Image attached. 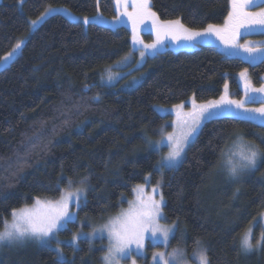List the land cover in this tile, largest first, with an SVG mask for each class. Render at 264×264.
<instances>
[{"label":"trees","instance_id":"16d2710c","mask_svg":"<svg viewBox=\"0 0 264 264\" xmlns=\"http://www.w3.org/2000/svg\"><path fill=\"white\" fill-rule=\"evenodd\" d=\"M150 5L162 21L179 18L201 30L224 22L230 0H150ZM51 6L82 16L116 15L114 0L0 1V58L24 38L19 54L0 68V229L14 210L37 198L55 199L68 179L74 186L84 177L88 189L77 221L88 229L87 223L125 207L134 186L150 174L152 182L162 180L163 221L176 223L171 248L189 254L200 240L209 264H264V246L248 252L241 248L242 235L264 210V124L210 118L180 164L161 171L156 169L160 153L148 147L163 125L171 128L172 115L158 113L155 106L191 97L217 99L225 84L239 96L241 78L263 82L264 58L251 63L205 43L167 48L122 81L105 84L101 78L107 68L131 50L129 29L85 25L54 13L31 30L30 20ZM139 75L136 84L125 86ZM239 136L262 155L256 169L231 186L218 166ZM78 230V222L70 221L57 236L70 238ZM262 232L259 224L254 227L253 243ZM104 243L103 238H81L76 247L62 244L64 264H100ZM21 255L17 260L0 256V264L59 262L57 252L46 246Z\"/></svg>","mask_w":264,"mask_h":264},{"label":"snow or ice","instance_id":"6c2138e0","mask_svg":"<svg viewBox=\"0 0 264 264\" xmlns=\"http://www.w3.org/2000/svg\"><path fill=\"white\" fill-rule=\"evenodd\" d=\"M121 2L127 3V0H117V4ZM255 3V0H230L231 10L228 12L225 18V24L223 26H217L208 24L206 28L196 30L184 25L179 18L175 20H160L156 12L152 10L150 0H132L131 12L125 10L129 21L133 25V40L137 41L136 26L139 23H143L144 20H151V28L155 30L157 39L144 47L147 49L156 50L157 46L161 43V34L164 36H172L173 39H184L188 41H195L197 37L216 35L226 45L240 48L249 53L250 58L255 59L253 53L264 52V49H255L248 47L247 45H234L232 40L237 34L238 30L242 27L251 28L256 25L264 26V7L260 8L258 12L249 11V7ZM49 10L46 9L45 13ZM45 13H42L43 17ZM39 19V18H38ZM95 19V18H93ZM37 20L31 21L32 25L37 24ZM83 22L88 24L91 22L90 18L84 17ZM228 33L231 38H226L224 35ZM23 41H18L5 57H2L4 62L11 59L17 51L23 46ZM144 53H141L143 56ZM245 73H241L243 77ZM113 76L109 71L108 80L112 81ZM246 89L250 87L245 84ZM227 90L228 85H224ZM254 92L264 93V85L260 88L251 89ZM193 110L186 115L190 117V121L185 119L181 121V131L179 134L168 133L167 142L170 147L168 154L162 158L161 166H174V164L180 158L184 151L185 145L189 138L192 137L201 125L204 119L211 118L215 115L213 109H217L222 104H235L237 108H243V103L240 101H226L222 96L220 101L209 102L207 104L197 105L193 98ZM183 104L175 105V109H181ZM178 112V116H179ZM246 119L260 121L264 124V106L259 108H245L241 113ZM242 139L241 137H237ZM164 143V139L155 142L158 146ZM262 154L257 151L252 145H245L241 151L230 152L227 154L225 165L231 175H238L245 169L254 168L257 159ZM87 184V177L82 178L79 181V186L74 191H67L62 193L59 200L53 202H47L45 205L47 211L43 213H37L33 209L27 207L14 210L12 213L13 221L9 224L7 221L4 223V230L0 231V243L2 242H15L21 241L25 238H35L42 242H47L48 238L52 237L56 230L63 224H66L72 219L73 214L69 211V203H74L77 207L82 200L86 201V194L83 185ZM73 181L68 179L69 189L72 188ZM136 193V199L130 201V207L128 210H122L121 213L111 218L108 223L102 225L99 229L94 228L92 233H77L72 237V242L75 243L81 236L95 235L97 232L104 233L107 231L108 239L110 241V247L108 249V255L104 257L105 261L111 264L112 259L117 256H126L131 252V245L135 244L137 249L143 247V240L145 233H151L152 237L162 240L165 244L169 240L170 234L174 232V226H163L159 223L161 219H166L163 216L161 205L163 203V197L159 200L155 198V195L145 196L144 188L142 185H137L133 189ZM153 193L157 192L156 188H153ZM42 202L37 199L36 205H40ZM252 228H248L241 239V248L243 251L248 252L253 250L254 247L264 246V232L261 233L260 238L254 245ZM196 247L193 249V256L198 261V264H209L207 257V249L203 246L200 240L195 241ZM167 256V258H166ZM159 258L158 264H169L170 261L173 264H187L184 258V254L179 249H174L171 253H155L154 260ZM178 258V259H177ZM58 264H64L63 257L59 258ZM135 264V262H133Z\"/></svg>","mask_w":264,"mask_h":264},{"label":"rangeland","instance_id":"374dc122","mask_svg":"<svg viewBox=\"0 0 264 264\" xmlns=\"http://www.w3.org/2000/svg\"><path fill=\"white\" fill-rule=\"evenodd\" d=\"M114 1H115L116 15L112 18H106L104 16H101L100 14H95L93 16H82V15H79V14H76V13L70 11L69 9H67L66 7H63V6H51V7L47 8L49 10L47 13H45L46 9L42 12V13H45V15L43 17L40 15L39 17L30 20V28H31V30H33L38 24H40L48 16H50L54 13H63L66 16H68L70 19L75 20V21H80L82 23H84L83 18L88 17V18H90L91 22L100 23V24L109 26L111 28H115L119 25L126 26L130 31L131 50L125 56H123L120 60L114 62V64H112L111 66H109V68H107V70L104 72L103 77L101 78V81H103V83H105V84H113V83H116L118 80L122 81L123 77H125L129 73H132L136 69L138 70V68H140L143 65V63L145 62V60L148 57L153 56L154 54L161 52L167 48L176 51V50H179L182 48H193L197 44L205 43V44L214 45L222 53H224L227 56L240 57V58H243L246 61L251 62V63H256V62H258L264 58V52H257V53L252 54L253 56H255V59H252V58H250L249 53H247L243 47L235 48V47L226 45L223 42V40H221L216 35L197 37L195 41H188V40H184V39H173L172 36H170V35L164 36L163 34H161V43L157 46V49L156 50L147 49L144 46L147 44L153 43L157 39V35H156L155 30H153L151 28L152 21L151 20H144L143 23L137 24V26H136L137 41H134L133 40L132 22L129 21V19L126 15H124L125 10H127L128 12H131L133 10L132 0H127V3L121 2L120 4H117V0H114ZM262 7H264V0H255V3L252 6H250L248 10L253 11V12H258L260 10V8H262ZM230 10H231V4H230L229 11ZM93 18H95V19H93ZM34 20L38 21L36 25L31 24V21H34ZM224 24H225V20L223 23L217 24V26H223ZM262 33H264V26L256 25V26H253L251 28L242 27L238 30L237 34L235 35L234 39L232 40V43L234 45H247L248 47H252L255 49H264V36H259V34H262ZM224 35L226 36V38H231L228 33H225ZM20 41L24 42V38ZM19 52H20V50L17 51L15 53V55H13L11 57V59L7 60V62H4L2 60L0 62V68L7 65L13 58H15L19 54ZM142 52L144 53L143 56H141ZM109 71L111 72V74L113 76L112 81L108 80ZM139 79H140V75L138 76V78L131 77L130 81L127 82L125 86L134 85L139 81ZM121 83H123V82H121ZM124 83H125V81H124ZM246 83L248 85H250V87L248 89H246V87H245ZM239 85H240V89H241V94L239 96L231 95L226 90L217 99H210V100L202 101V102L195 100V103L197 105H200V104H207L209 102L220 101V98L222 96L225 98L226 101H240L243 103V108H237L235 104H222V105H220L219 108L212 110L215 112V115H213L211 118L219 117V116H231V117L246 119L243 115H241V113H243L245 108L251 109V108H259L261 106H264V93L254 92L251 90V89L260 88L262 85H264V78H263L262 83L254 84L249 78L243 77L240 79ZM192 102H193V98L191 97V98H189V99H187V100H185L179 104H176V105L183 104V107L181 109H178V110L174 108L175 105H173V106H161V105L155 106V109L157 110L158 113H160L162 115H166V114L172 115V118L170 120V125H171L170 130L166 129V125H163L160 129V135L157 138L149 139V141H148L149 149L156 150L160 153V158L156 164L157 170L161 171L162 169L177 167L180 164V162L183 160L187 147L190 145V143L197 136L202 124L206 120L210 119V118H207L201 122L199 130L192 137L189 138L188 142L185 145L184 151L182 152L180 158L174 164V166H161L162 158L165 157L168 154V152L170 151V147H169V144L167 142V134L168 133L179 134L181 131V121L185 120V119L190 121V117H188L186 114L193 110V103ZM178 112L180 114L179 116H178ZM247 120H250V119H247ZM250 121H254V122L261 124L260 121H256V120H250ZM162 137L164 139V143L157 146L155 144V142L160 141L162 139ZM248 142L249 141L245 140L244 138L236 139L234 142H232L230 144V146L225 150L223 157H222V160L218 166V172L219 173L221 172L222 174H224V176L226 177L225 182L231 183L230 184L231 186H234L236 184L241 183V181L243 180V177L252 173L256 169L257 165L259 164L260 156L258 157L257 163H256L254 168L245 169V170L241 171L238 175H235V176L231 175L230 172L228 171V168L225 165V160L227 159L228 153H230V152H237L238 153L239 151H241L243 149V147L245 145H252V146H254V148L257 151H259L255 145H253L252 143H248ZM161 183H162L161 179H159L156 182H152V176L150 174H148L145 177L144 182L137 184V185L143 186L145 196L155 195V198L157 200H159L161 198V196L163 197V195L161 193ZM137 185H135L133 189H135ZM77 186H79V183L72 186L71 189H69V186H67L66 188H64L62 190L61 194L55 199H39V198H37L42 202L40 205L35 204V201L37 200V199H35L32 204L23 206V207L18 208L16 210L27 207L29 209H33L37 213L46 212L48 210L47 207L45 206L47 204V202H53L54 203L55 201L60 199L62 193L67 192L69 190L74 191ZM83 187L85 189V194H86L87 189H88V184L83 185ZM153 188L157 189V192L155 194L152 191ZM136 195L137 194L134 193V191L132 190V196L127 200V204L125 207L121 208L119 212H117L113 215H110V216H108V217H106L100 221H97V222L92 221V222L87 223L89 226L88 229L83 228V224H84L83 221H77V209L79 208V206L81 205V203L84 200H82L80 202V205L78 207L74 203H69V211L73 214L72 219L70 221H76V222H78V225H79V230L76 231L75 233H73V235L77 234V233H81V232L92 233V230L94 228L99 229L102 225L108 223V221L111 218L118 216L122 210H128L130 207L129 202L134 201L136 199ZM163 204H164V197H163V203L161 205V210H162ZM162 213H163V211H162ZM6 221L9 224L12 223V221H13L12 214H11V217ZM70 221H68L66 224H63L60 228H58L56 230V232L54 233V235L52 237L48 238L47 242H42L39 239H35V238H25L21 241H15V242H7V241L2 242V243H0V256L5 257L9 260H17L18 258H20L22 256L21 254H25L27 252L33 251L38 246H46V247L54 249L57 252V255L59 258L61 256L64 257V254H63L62 249H61L62 244H71L74 247H76L77 242H78V240L75 243L72 242L73 235L70 238H61V237L57 236V232L59 230L63 229L64 227H66ZM159 223L163 226H174V231H175V228H176L175 222L166 223L163 221V219H161L159 221ZM258 224L261 226V229L264 230V210L261 211L258 214V216H256L255 219H253V221L250 223L248 228L251 227L252 231H254V227ZM3 230H4V225H3V228L0 229V231H3ZM173 233L170 234V237H169V240L167 241V244H165L160 239L152 237L151 233H145L142 248L137 249L135 244L131 245L130 254H128L126 256H120V255L115 256L112 259L111 264H133V262H135V264H158L159 258L157 257L154 260V254L155 253L164 252L167 254V253H171L174 249H179V248H171L169 246L170 238L172 237ZM81 238H86V239L90 240L91 242H94L97 239H102V238L105 239V243L103 245V247L105 248V252L102 256V261L100 264H109V262L105 261V259H104V257L106 255H108V249L110 247V241L108 239L107 231H105L102 234L97 232L95 235L91 236V238H89L88 236H81L79 239H81ZM253 244L255 245L256 242H254ZM149 247H152V249H149ZM254 248H256V247H254ZM179 250H181V249H179ZM181 251L184 254V258L187 261V264H198V261L193 256V252L187 254V253H185V251H183V250H181ZM147 258H148V262L145 263V260ZM166 258H167V256H166ZM169 264H173V262L170 261Z\"/></svg>","mask_w":264,"mask_h":264}]
</instances>
